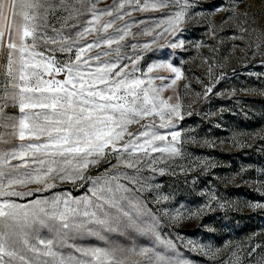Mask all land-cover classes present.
<instances>
[{
  "label": "snow or ice",
  "instance_id": "1",
  "mask_svg": "<svg viewBox=\"0 0 264 264\" xmlns=\"http://www.w3.org/2000/svg\"><path fill=\"white\" fill-rule=\"evenodd\" d=\"M240 2L215 11L227 12L225 21L231 20ZM198 6L197 0H113L98 9L93 0H0V145H8L0 147V264H192L175 239L165 237V218L179 222L225 204L213 190L201 189L205 203L195 211L183 204L171 210L149 207L145 193L153 194L156 205L175 197L161 191L144 170L164 175L158 163L187 158L178 127L185 119L181 98L177 94L172 103V97L162 95L184 74L170 62L150 64L146 71L138 65L142 52L160 38L171 36L166 47L184 49L185 25L202 14ZM133 12L162 15L140 33L131 29L144 20L117 26ZM138 35L153 39L126 43ZM209 35L216 33L210 29ZM160 69L172 77L151 75ZM213 87H205L204 99ZM134 125L139 126L135 131ZM189 139L196 142L195 136ZM102 162L108 165L103 172L88 175ZM197 167L206 174L212 163L199 160L189 171ZM57 180L87 184V191L79 197L35 196L55 188ZM257 192L264 197V191ZM248 206L264 209V200ZM87 238L92 242L77 243ZM185 246L216 255L211 246L191 240ZM225 264H241V258L233 252Z\"/></svg>",
  "mask_w": 264,
  "mask_h": 264
},
{
  "label": "rangeland",
  "instance_id": "2",
  "mask_svg": "<svg viewBox=\"0 0 264 264\" xmlns=\"http://www.w3.org/2000/svg\"><path fill=\"white\" fill-rule=\"evenodd\" d=\"M93 2L97 3L98 9H105L113 0ZM197 2V11L202 14L194 16L185 25L184 49L166 47L172 40L171 36L160 38L151 50L142 52L143 58L139 61L142 71L153 63L170 62L180 67L184 74L177 85L166 89L162 95L164 98L172 97V103L176 102L177 94L181 98L185 119L179 122L178 127L183 130L186 141L183 149L187 158L165 159L158 163L157 168L165 169L164 175L147 169L143 172V175L153 177L152 183L162 186L161 191L172 192L175 198L169 204L156 205L151 203L154 198L152 193H145L144 196L154 210L160 207L171 210L183 204L186 209L195 211L205 203V196L199 194L200 190H213L225 207L213 204V210H205L195 216L186 215L179 222L165 218V237L175 239L178 250L192 264H225L232 258L233 252L241 258V264H264V209L253 210L248 206L249 202L264 200L257 192L258 188L264 191V185L260 183L264 180V140L260 139L264 136V46L260 49L255 47L256 44L264 45V0H241L236 14L228 21H225L227 12L215 9L218 6L228 7L233 0ZM160 15V12H133L132 17L118 21L117 26L144 20L146 23L131 29L133 33H140L143 28L151 26L153 18ZM85 19H91V16L87 15ZM241 28H246L247 32H241ZM210 29L215 31V37L209 35ZM152 39V36L138 35L135 39L129 37L126 43H150ZM197 44L200 46L197 47ZM126 52L132 54L130 48ZM56 55L58 59H64L63 54ZM3 60L4 56L0 53V63ZM205 60L213 65L211 75ZM151 75L171 78L173 74L160 69ZM155 83L159 85L161 81L156 80ZM213 85V93L204 99L205 87ZM197 93L200 95L197 96ZM188 112L192 115H187ZM138 127L134 125L131 130L135 131ZM192 136L196 137V142L189 139ZM0 147L7 148L8 145ZM199 160L212 163L206 174L198 167L189 171ZM107 166L102 162L98 167L91 168L88 175H99ZM181 168L185 171L182 172ZM55 183V188L35 196L71 193L79 197L85 194L88 187L87 184L81 187V182L73 184L57 180ZM29 187L35 188L36 185ZM35 196L26 199H34ZM189 240L211 246L216 251L215 257L191 250L185 246ZM88 242H92V238L77 241ZM256 245L259 247L249 256Z\"/></svg>",
  "mask_w": 264,
  "mask_h": 264
}]
</instances>
